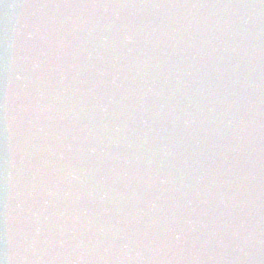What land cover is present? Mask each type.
Returning <instances> with one entry per match:
<instances>
[{
	"label": "water",
	"instance_id": "1",
	"mask_svg": "<svg viewBox=\"0 0 264 264\" xmlns=\"http://www.w3.org/2000/svg\"><path fill=\"white\" fill-rule=\"evenodd\" d=\"M264 0H0V264H264Z\"/></svg>",
	"mask_w": 264,
	"mask_h": 264
}]
</instances>
